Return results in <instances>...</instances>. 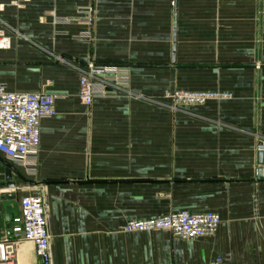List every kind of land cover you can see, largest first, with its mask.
<instances>
[{
    "label": "crops",
    "instance_id": "1",
    "mask_svg": "<svg viewBox=\"0 0 264 264\" xmlns=\"http://www.w3.org/2000/svg\"><path fill=\"white\" fill-rule=\"evenodd\" d=\"M86 6L92 44L79 39ZM0 25L12 38L0 84L58 97L36 175L0 156L16 186L0 190L14 195L0 202V237L43 186L58 264H264V0H0ZM59 58L128 66L130 89L84 107ZM177 90L232 97L175 110L164 94ZM180 211L216 213L218 232H122ZM17 248L19 264H40L31 243Z\"/></svg>",
    "mask_w": 264,
    "mask_h": 264
},
{
    "label": "built area",
    "instance_id": "2",
    "mask_svg": "<svg viewBox=\"0 0 264 264\" xmlns=\"http://www.w3.org/2000/svg\"><path fill=\"white\" fill-rule=\"evenodd\" d=\"M79 22L88 29L79 36L87 44L94 41L93 27L95 10L92 6L80 9ZM55 22L67 24L69 19ZM12 48V38L7 28L0 25V51ZM79 74L78 99L84 107H91L97 99H110L131 85V68L122 65H103L96 62L79 64L59 58ZM232 97L224 92H190L177 90L166 92L164 98L175 110L197 107L212 100H228ZM57 96L45 93H14L0 84V156L21 169L27 177L37 173V160L41 145V122L56 115ZM221 225L220 217L211 211L193 213L180 211L144 220H130L122 232L146 233L167 232L180 240L203 239L214 236ZM31 243L40 264H58L53 258L52 235L50 232L49 209L45 189L26 195L20 200V211L7 231L1 232L0 264L18 263V243ZM211 264H222L216 258Z\"/></svg>",
    "mask_w": 264,
    "mask_h": 264
},
{
    "label": "water",
    "instance_id": "3",
    "mask_svg": "<svg viewBox=\"0 0 264 264\" xmlns=\"http://www.w3.org/2000/svg\"><path fill=\"white\" fill-rule=\"evenodd\" d=\"M0 163H3L0 159ZM259 163L262 166L259 170V178L264 179V146L261 147L259 154ZM5 164V163H3ZM1 167L0 166V190L15 189V183L11 182L13 179L14 168L11 166ZM13 193H2L0 194V202L6 201L7 199L13 198Z\"/></svg>",
    "mask_w": 264,
    "mask_h": 264
}]
</instances>
